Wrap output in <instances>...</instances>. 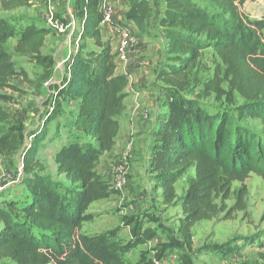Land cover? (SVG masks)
<instances>
[{
    "label": "trees",
    "instance_id": "obj_1",
    "mask_svg": "<svg viewBox=\"0 0 264 264\" xmlns=\"http://www.w3.org/2000/svg\"><path fill=\"white\" fill-rule=\"evenodd\" d=\"M125 1L129 7L127 20L145 32L151 2ZM256 1L162 0L165 15L157 24L163 38L164 61L157 65L155 82L164 83L169 98H175L176 103L168 114L156 118L148 154L150 174L156 188L162 191L163 203H181L183 241L170 238L167 244L152 250L157 252L155 260L151 253L143 252L135 264L163 262L168 251L174 249L183 251L181 264H192L186 250L191 245L192 229L221 213L227 212L229 218L245 211L247 189L243 186L235 193L234 183H244L252 174L264 179V134L241 124L260 120L264 128V45L259 38L264 23L251 20L243 10L245 3ZM77 2L81 38L102 41L103 15L98 1ZM27 5L29 0L2 1L5 11ZM15 35L10 20L1 19L0 90L14 75L5 46ZM102 47L101 52H87L85 56L79 53L73 58L66 86L59 92L69 102L80 105L75 125L90 137L89 142L71 143L57 153L55 163L61 178L55 180L44 173L38 153L49 125L61 115L63 104L53 107L28 147L24 148L22 126L14 127L0 139L2 155L24 150L22 165L28 175L24 188L29 199L23 218L4 214L0 258L15 264H125L120 256L122 248L127 252L152 238L142 234V218L135 217L124 218L126 225L133 226V237L121 248L114 241L116 230L99 237L83 232L84 224L94 220L90 207L109 194L110 185L100 178L97 167L116 144L121 129L118 118L126 110L130 84L129 76L117 74V54ZM208 51L216 54L220 64L204 83L203 93L230 105L239 97L243 103L236 108L237 119L227 112L210 115L179 96L191 86L193 73ZM41 60L53 64L49 58ZM182 181L187 189L180 200L177 184ZM233 196L235 206L227 211L225 203Z\"/></svg>",
    "mask_w": 264,
    "mask_h": 264
},
{
    "label": "rangeland",
    "instance_id": "obj_2",
    "mask_svg": "<svg viewBox=\"0 0 264 264\" xmlns=\"http://www.w3.org/2000/svg\"><path fill=\"white\" fill-rule=\"evenodd\" d=\"M2 1L0 0V20L9 19L16 35L5 46V50L11 58L14 75L8 80L7 87L0 90V139L4 138L14 127L22 126L25 136L24 148L28 147L32 142L33 135L42 129L53 107L63 104L60 109L61 115L49 125L48 133L38 153L44 173L57 180L60 177L55 163L57 153L71 143L84 144L90 141V137L84 133L85 129L75 125L80 105L76 102H69L70 100L59 95L69 78L72 60L79 53L85 56L87 52H101L103 45L110 48L113 54H117L123 43L121 40L117 43L115 37L110 35L107 42L97 38L87 40L81 38L82 28L78 17H76L77 0H44L42 4L29 1V5L10 11L3 10ZM111 1L113 3L114 0ZM70 9L71 11H69ZM243 10L251 20H261L264 23V0L247 2L243 5ZM68 16L76 18V25H73L75 30L70 36L63 35L50 24V21L53 23L62 19L66 21ZM109 25L113 27V24ZM102 26H105L103 22ZM24 33L27 35L25 39H23ZM105 33L107 34V32ZM259 38L264 45V30ZM135 48L139 47L133 49ZM43 58L53 60V64L49 65V63L43 62L41 60ZM161 61H164L163 56ZM219 64V58L213 51L206 52L200 66L193 73L191 86L179 96L189 101L193 108L197 107L210 115L227 112L237 119L236 108L243 103L239 97L233 105H230L224 100L218 101L214 96H206L203 93L204 83L213 77L215 68ZM154 83L155 96L154 100L149 102L147 111L149 123L152 124L151 128L157 124L155 123L156 118L158 116L162 118L168 114L174 107L173 104L176 103L175 98H169L164 83ZM154 101L155 105L152 106ZM241 124L257 134H264L260 120L250 119L241 122ZM143 140L145 142L148 139L143 138ZM126 146L123 159H120L122 162L117 164L114 170L115 173L121 172L126 175L128 182L125 189L123 192L116 191L110 185V189L107 191L109 192L108 196L95 203L90 209L91 213L89 212L94 216V219H97L96 221L100 222L101 228L90 224L85 225L84 229L85 235L92 234L95 237L104 236L116 230L117 237L114 241L119 248L123 246L124 241H122L123 237L120 241L118 240L121 232L120 229H115L116 226H119L124 220L125 215L141 218V213H138L146 206L143 202L140 204L124 202L126 201L125 197L131 196L130 192L133 191L134 194L137 192L138 195L144 192L146 195L149 209H146L142 216L146 214L147 218L151 219L153 215L158 216L161 211L160 203H154V185L151 184L145 165L139 167L141 168L138 173L140 180L139 184H136L137 188L141 190H133L136 186L133 180L137 179L132 177L135 165L133 160L138 159L139 155H136L138 152L135 141L129 142ZM23 151V148H20L19 151L9 156L0 154V186L4 187L6 183L10 184L5 186V189L0 193V231L5 227L4 214L8 217L23 218V208L29 202L24 188L28 175L24 171H22L21 177H18L17 174L23 162ZM115 173H112V182L115 179ZM9 175L16 176L11 179L7 178ZM99 176L104 180L103 175L104 178ZM104 181L107 183L106 180ZM243 186L248 192L245 211L235 212L229 218H227V212L221 213L214 220L200 222L192 229L191 245L189 249H186L192 264H264V179L252 174L244 183L235 182L233 192L237 193ZM186 187V183L182 181L178 187L179 194L185 191ZM235 203L234 196L226 201L227 211H230ZM134 204L137 206L131 210L130 206ZM181 214L178 208L171 210L170 220L175 221L173 224H176V218ZM129 227L133 228L132 225ZM149 247L145 248L149 250ZM121 250L120 256L125 264L138 262L137 255L143 254V251L133 252L134 250L129 249L124 252L123 248ZM131 253L134 255L132 256ZM173 254L179 257V255H183V251L174 249ZM0 264L15 263L9 259L0 258Z\"/></svg>",
    "mask_w": 264,
    "mask_h": 264
},
{
    "label": "crops",
    "instance_id": "obj_3",
    "mask_svg": "<svg viewBox=\"0 0 264 264\" xmlns=\"http://www.w3.org/2000/svg\"><path fill=\"white\" fill-rule=\"evenodd\" d=\"M113 8H114V15H113V27L112 25H101V31L103 34V41L107 42L110 36L115 37V41L119 43L121 37L127 36L128 34L132 37H138L140 40V44L138 45L139 48H135L131 50L129 61L122 62L117 59L118 62V69L117 74L119 75H127L130 78V84L127 88L128 97L126 98V110L121 117H119L121 129L118 135L116 144L113 150L109 153H106L100 160L99 165L97 167L98 172L100 171L99 175H103L102 177L104 180L107 181L109 185L112 187V173H115V167L117 164L122 162L120 159L124 156L126 149L125 146L128 145L129 142L135 141L137 144V152L139 155V160L135 158L134 168H133V183L136 185L139 182L138 173L141 170L142 165H145L146 171L148 172L149 178L151 180V184L153 186V195H154V203H160L161 211L158 213L159 215H153L152 219H148L145 216H142V213L145 212L146 209H149V206L146 203V195L144 192L140 193L139 195L136 194L137 192H130V197H125L124 202L126 203H142L146 205L141 213V218L143 221V228L142 234L149 235L150 239L146 240L144 244H141L136 249H133V252L143 251L151 253L150 256L153 258L157 252H154L155 248H160L161 246L167 244L170 238L179 239L180 242L183 241L182 234L180 233V222L183 218V212L181 203L177 205H165L163 203L162 198V191L157 189L150 174V157H149V145L151 141V130L152 124L149 123V116L147 114L148 104L151 100H154V86H155V75H156V68L162 58L163 52V38L160 33V27L158 26V20L165 15L164 11V3L161 1L157 2V4L152 7L151 15L147 22V29L145 32L139 30V28L133 23L127 20V13L129 10L128 2L125 0L120 1H113ZM107 32V34L105 33ZM105 35V36H104ZM108 35V36H107ZM84 42V41H83ZM154 81V82H153ZM155 105L152 104V106ZM151 106V107H152ZM145 107V108H144ZM154 120V118H153ZM152 120V121H153ZM147 133V134H146ZM143 138H147L148 140L144 142ZM143 141H142V140ZM144 145V146H143ZM127 148V146H126ZM126 155V154H125ZM131 158V155L129 159ZM139 163L140 166H139ZM138 164V165H137ZM102 173V174H101ZM142 173V172H141ZM185 182V181H183ZM186 183V182H185ZM139 184V183H138ZM181 182L177 184V195L178 199H182L185 191L179 194V185ZM187 186V184H186ZM129 187V186H128ZM142 187V186H140ZM184 187V186H183ZM113 188V187H112ZM133 190H141L135 186ZM99 202V201H98ZM96 202V203H98ZM151 202V201H150ZM95 204V203H94ZM93 204V205H94ZM92 205V206H93ZM90 207V209L92 208ZM136 204L130 206V209H135ZM178 208L181 211V215L176 218V224H173L175 221L170 220L171 210ZM89 209V212H90ZM137 212V211H136ZM91 213V212H90ZM89 213V214H90ZM121 214V213H120ZM122 215V214H121ZM129 217V216H124ZM95 218L92 222L86 223L83 226V232L85 229V225H94L96 228H101L100 222L96 221ZM125 220V219H124ZM121 221L119 226H116L115 229H120L119 233V241L123 237L124 241L122 244L125 245L132 239V229L129 227L130 225H126L125 221ZM113 231V230H111ZM85 233V232H84ZM172 233V234H171ZM89 236H93L92 234ZM149 247V250L145 247ZM142 249V250H139ZM146 249V250H145ZM180 250V249H178ZM182 253V252H181ZM180 253V255H181ZM132 256L134 255L131 253ZM177 257L173 254V250L168 251V257L161 264H181L180 258L182 256ZM141 255H137L136 259L140 260ZM155 260V257H154ZM137 263V262H136ZM156 262V264H160ZM135 264V263H134Z\"/></svg>",
    "mask_w": 264,
    "mask_h": 264
},
{
    "label": "built area",
    "instance_id": "obj_4",
    "mask_svg": "<svg viewBox=\"0 0 264 264\" xmlns=\"http://www.w3.org/2000/svg\"><path fill=\"white\" fill-rule=\"evenodd\" d=\"M29 1L41 2V4L44 3V0H29ZM148 1L151 2V7H154L157 4V2H159L160 0H148ZM98 2H99L100 10L103 13V24L104 25L113 24L114 8H113L112 1L111 0H98ZM69 11H71V9ZM75 21H76L75 16H68V19L66 21L63 19L57 21L56 23H53L52 21H50V24L53 26V28L57 29L63 35L70 36L71 34H73L75 30L73 27L74 24L76 25ZM138 37H140V35H138L136 38V37H132L129 34L127 36L122 37L121 42L123 43V46L117 51L118 59L120 61L122 62L129 61L131 50L140 44V40L138 39ZM22 171H24L23 165L20 166L19 171L17 172L18 177H21ZM16 175H9L7 176V178L12 179ZM127 182L128 181H127L126 175H124L121 172L115 173V179L112 183V187L116 191L123 192V190L126 187ZM9 185H10L9 183H6L5 186H9ZM4 187L0 186V193L5 189Z\"/></svg>",
    "mask_w": 264,
    "mask_h": 264
}]
</instances>
